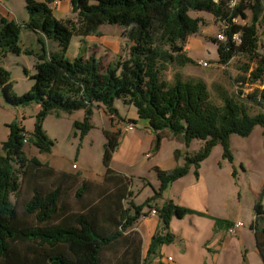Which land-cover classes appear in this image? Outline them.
I'll return each instance as SVG.
<instances>
[{"label": "trees", "instance_id": "16d2710c", "mask_svg": "<svg viewBox=\"0 0 264 264\" xmlns=\"http://www.w3.org/2000/svg\"><path fill=\"white\" fill-rule=\"evenodd\" d=\"M55 1L62 0H25L27 20L24 22L0 14V61L8 52L34 53L19 44L23 28L35 33L40 43L35 52V72L30 76L33 83L23 94L13 91L9 71L0 64L2 97L11 105L36 102L41 107L32 131L13 121L8 125L7 140L0 143V264H102L104 249L118 242L124 248L114 264H149L159 247L173 240L167 231L171 217L181 218L192 210L172 199H165L155 207L161 228L166 232L152 235L142 257L140 238L127 231L146 214L144 206L162 197L167 186L185 175L191 165L197 177L200 161L215 144H222L223 157L232 161L230 136L246 137L256 125L264 129V91L247 94V100L258 107L257 112L250 113L246 104L223 90L219 91L220 104L211 101L203 79H183L178 72L171 81L163 77L170 64L184 66L194 61L185 53V45L188 37L198 31L201 18L189 12L210 13L225 25V40L215 38L219 62L227 63L237 53L257 59L249 77L236 79L241 84L253 83L264 76V54L258 55L256 51L257 30L264 28V0H239L232 8L228 0H69L76 21L56 17L51 8ZM246 9L251 12L249 22L235 23L233 18H246ZM102 24L123 28L129 42L126 57L102 66L94 55L84 56L85 45H80V52L73 59L66 56L74 35L84 43L85 37L100 35ZM236 33L238 37L234 38ZM45 40L55 41V50L47 49ZM246 67L244 70L248 71ZM117 99L134 106L137 116L147 121L155 134L154 149H158L164 131L181 140L185 147L193 139L202 142L197 151L183 155L182 164L170 170L154 166L158 187L140 204L129 199L128 206H124V201L132 195L131 179L110 166L118 146L119 130L104 131L105 171L97 188L96 182L82 177L80 172L57 170L36 156H27L24 150L26 138L40 152L51 151L53 142L42 128L47 114L58 116L61 112L83 109V119L73 122L82 139L91 128L93 106L102 105L110 117H120L115 105ZM175 157L178 158V150ZM240 167L244 168L242 164ZM26 175H29V193L19 207ZM40 176L45 178L41 180ZM75 184L76 208L65 196ZM92 188L95 194L86 197ZM263 194L264 188L254 203V218L249 227L254 230L256 246L264 258V225L260 226L264 224ZM214 219L217 227L227 228L233 223Z\"/></svg>", "mask_w": 264, "mask_h": 264}, {"label": "rangeland", "instance_id": "374dc122", "mask_svg": "<svg viewBox=\"0 0 264 264\" xmlns=\"http://www.w3.org/2000/svg\"><path fill=\"white\" fill-rule=\"evenodd\" d=\"M8 3H10L11 6H14L13 12L15 13L14 19L16 21H21L25 18L26 10L23 7L24 0H10ZM51 8L56 17L62 20L69 19L71 21H76L77 15L71 11L69 0L53 3ZM189 13L191 16H198L201 18L198 31L188 37L185 45V53L194 61L184 66L170 64L164 71L163 77L166 80L171 81L173 74L178 72L183 79H203L207 85L210 100L214 103H221L219 91L223 90L246 104L250 113L257 112L258 107L247 100V94L252 93L254 90L257 93L264 91V76L262 79L253 83L242 82L241 84L239 81H236L239 76L249 77V72L257 65V59L254 58L251 60L248 55L237 53L233 55L227 63L219 62L217 41L215 38H217V34L221 32L223 22L216 19L212 14L203 11L191 10ZM245 14L246 18H239L238 23L247 24L249 22L251 16L250 10L246 9ZM99 31L100 35H90L85 37L84 43L79 41V36L74 35L71 39L66 56L69 59L76 57L80 52V45H85L87 47V52L84 54L85 57H88L91 54L94 55L96 58H99L102 66H105L109 61L115 60L118 57L127 56L129 42L123 35L124 30L122 27L116 24H102L99 27ZM257 35L258 47L256 51L258 55H262L264 54L263 27L258 28ZM37 37L38 36L32 31L23 28L20 33L19 44L25 49L32 50L34 53L27 54L22 52L20 54H14L8 52L1 58L0 64L9 71L12 88L16 94L20 95L28 91L33 83V79L30 76L35 72L34 63L37 60L35 52L40 48V43L37 41ZM45 41L47 49L55 50V41ZM199 60L206 61L207 65L199 64ZM244 67H246L248 71H245ZM238 90H241L242 93L239 94ZM115 105L119 108V116L121 117L114 116V118L110 117L109 120L111 122L117 121L122 125L127 113L126 107L118 99L115 100ZM40 108V105L36 102L11 105L3 99L0 89V143L7 140L9 135L8 125L13 121L22 125L26 131H32L35 116ZM132 110L136 112L134 106H131V112ZM71 118L72 117L65 112L58 116L55 115V113H49L44 118L42 128L45 130L51 141L56 144L52 152H40L37 147L28 142L25 143L24 150L27 156H36L41 162H47L49 165H54V161H56L57 163H55L56 165L54 168L57 170L61 169V163L58 161L61 155L66 158L64 159L65 161L69 160L71 163L69 167L64 166L63 169L68 168L70 170H75L73 168L74 157L78 154L82 158L86 157L87 162L91 166L82 177L87 176L91 178L92 181L96 182L95 184L97 188V186H99L97 183H100L101 178L99 172L102 173L104 170L101 158L103 153L102 131L100 127L93 129L91 132V136L94 140L93 144H87L85 149L81 150L83 137L82 139L80 138V130L74 128V121H72ZM132 123L134 127L135 124L134 122ZM136 128H141V126L136 125ZM74 131H76V135L73 134ZM196 146L197 142L194 141L192 147ZM229 149L233 156V160L234 158L237 159V163L243 161L249 169L246 174L242 175V177L240 176L239 181L236 179L237 172L233 174V160L231 161L227 157H223L222 144H215L204 159L209 158L208 162H211L212 164H215L218 157L221 155L226 159L225 165L220 170L222 181L225 187L230 189L233 193V212H236L238 216L246 222L245 224H247L254 213L253 204L255 201V195L253 190L260 188L261 178L264 177V129L260 125H256L246 137L232 134L229 138ZM1 151L0 147V152ZM165 152V147H163L162 154H165ZM139 159L143 163L148 162L146 157L141 156ZM136 168H141V166L137 165ZM237 168L239 169L238 164ZM230 169L232 170L230 171ZM240 169L243 170L244 168ZM128 177L131 179L130 188L132 190V195L131 197L128 196L124 201V206H128L127 201L129 199H132L135 204H140L145 201L152 192L151 187L148 185V183H150L149 178L147 175H130ZM22 178L23 176H21V179ZM28 178L29 175H26L22 180L18 199L19 207L21 205V200L29 193L27 189ZM44 178V176H40L39 179L43 180ZM80 178L81 177H79V179ZM237 183L241 185L238 186ZM246 183H248V186ZM77 185H72L66 191L67 194H65L66 198L69 199L74 208L77 207V202L73 197ZM239 187L241 189V199L240 202L237 203L236 193ZM262 188H264V185ZM93 194H95L94 188L87 193L88 196L86 197L90 198ZM12 200H14L13 196ZM144 209H146L148 215L151 214L148 205H145ZM127 232H130V235L132 232L138 235L141 241V256L144 257L147 243L142 238L137 224L132 225ZM246 232H248L247 225H245V234H248ZM124 234H126V232ZM249 239V235H245L243 238L246 245L249 247V252L251 253L252 244L251 241L250 243L248 242ZM123 248V243L118 242L111 248L104 249L102 252V264H114L123 251ZM232 258L233 260L231 264H238V255L233 253Z\"/></svg>", "mask_w": 264, "mask_h": 264}, {"label": "crops", "instance_id": "0c3cea01", "mask_svg": "<svg viewBox=\"0 0 264 264\" xmlns=\"http://www.w3.org/2000/svg\"><path fill=\"white\" fill-rule=\"evenodd\" d=\"M9 1L10 0H0V14L7 18L14 19V6H11L10 3H8ZM56 2L59 1L53 3ZM23 7L25 8V0ZM26 20L27 12L25 18L18 22H24ZM125 107L127 110L124 117L125 121L120 125L117 121L111 122L109 120L110 116L104 111L102 105L93 106L90 118L91 128L83 137L81 150H84L87 144H93L94 140L91 136L93 129L100 127L103 134L102 145L106 141L104 135L105 130H119L118 146L111 158V168L117 173L125 176L147 175L150 181L148 185L152 190L159 185L157 175L152 169L154 166L162 170H170L183 163V155L186 152L193 153L197 151L202 142L193 139L190 145L185 147L181 140L172 136L167 131H164L162 132L163 137L158 149H154L155 134L149 128L147 121L140 119L133 110L131 112V105H125ZM117 109L119 110L118 107ZM61 114L63 113L61 112ZM67 115L72 117V121L82 120L84 110H75L72 113H67ZM128 119H134L136 121L134 122V128H127ZM136 125L141 126L142 129L136 128ZM194 141L197 142L196 147H192ZM55 146L56 144L53 143L50 152H52ZM163 147H165V154H162ZM175 150H178V158L175 157ZM147 154H149V156H147ZM141 156L146 157L148 162H141L139 159ZM64 159L66 158L63 155L58 159L61 163L60 170L63 171L80 172L83 175L91 166L87 162L86 157L82 158L78 154L74 157L73 168L75 170H70L68 168L63 169L64 166L69 167L71 165L69 160L65 161ZM208 159L209 158L200 161L198 167L199 175L197 177L194 175V166L191 165L185 175L177 178L167 186L162 197L152 200L150 205H148L150 211V208L160 206L163 200L172 199L174 203L192 210L191 213H187L181 218L175 216L171 217L167 231L173 235V240L169 243L162 244L157 254L150 259L149 264H231L233 253L238 255V264H264V258L256 246L254 230L249 227V224L254 218V213L249 222L245 224L246 222L239 217L236 212H233V193L230 189L225 187L222 181V174L220 173L221 168L226 163V159L221 155L218 157L215 164L208 162ZM55 163L57 162L54 161V165L50 166L55 167ZM237 164L239 169L237 168ZM240 164L243 165V170L240 169ZM137 165L141 166V168H136ZM232 165L236 169V179L238 181L240 180V176L242 177V175L246 174L249 170L243 161L237 163V159L235 158ZM231 170L232 169H230V171ZM104 171L105 169L102 173L99 172L101 175L100 181L103 180ZM84 177L91 180V178L87 176ZM237 184L238 186L241 185L239 183ZM246 185L248 186V183H246ZM263 185L264 177L261 178L260 188L253 190L255 195L254 203L260 198ZM152 193L153 190L150 196ZM236 197L237 203H239L241 199L240 187L238 188ZM261 204L264 208V194L261 197ZM143 211L146 212V209L143 208ZM216 217L225 219L229 222L241 221L243 222V226L238 228L234 235H229L225 227H217L215 225L214 218ZM134 224H137L142 238L147 243L146 249L155 232H166V230L161 228L162 224L158 213H151L148 215L146 212V214L140 216ZM245 225H247L248 232L246 233L248 234H245ZM263 225L264 224H260L261 227H263ZM245 235H249L250 237L248 242L250 243L251 241L252 244L251 253L249 252V247L243 240Z\"/></svg>", "mask_w": 264, "mask_h": 264}, {"label": "built area", "instance_id": "2783aa9c", "mask_svg": "<svg viewBox=\"0 0 264 264\" xmlns=\"http://www.w3.org/2000/svg\"><path fill=\"white\" fill-rule=\"evenodd\" d=\"M213 1L214 2H218V0H213ZM238 1L239 0H228V3L227 4H228L229 7L232 8V7H234V6L237 5ZM233 21L235 23H238V18H233ZM223 27H225L224 24H223ZM237 37H238V34L236 33L234 35V38H237ZM217 38L219 40H225L226 35L223 32V28H222L221 32H219L217 34ZM198 63L201 64V65H207V62L206 61H203V60H199ZM127 128H129V129L134 128L133 127V123L128 121ZM24 142L25 143L27 142V139L26 138L24 139ZM147 156H149V154H147ZM150 213L156 214L157 213L156 208L155 207L150 208ZM241 226H243V222H241V221H235L229 227L226 228V232L229 235H234L236 233L237 229L240 228Z\"/></svg>", "mask_w": 264, "mask_h": 264}]
</instances>
